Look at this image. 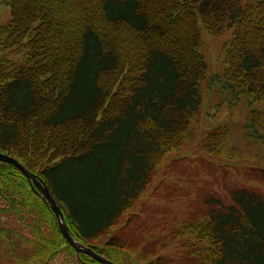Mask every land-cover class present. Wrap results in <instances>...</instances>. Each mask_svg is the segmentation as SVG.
Segmentation results:
<instances>
[{"label":"trees","instance_id":"1","mask_svg":"<svg viewBox=\"0 0 264 264\" xmlns=\"http://www.w3.org/2000/svg\"><path fill=\"white\" fill-rule=\"evenodd\" d=\"M2 1L11 18L0 24V152L35 173L55 197L56 168L113 148L119 166L113 171L123 187L113 214L95 226L63 205L76 237L106 258L105 246L113 249L115 242L94 240L119 223L168 154L196 140L208 67L202 29L213 37L232 30L220 52L226 67L213 82L229 94L264 100V0ZM244 131L264 143V111L253 109ZM229 136L228 125L207 130L203 150L217 161L234 155ZM229 198L226 205L209 199L205 219L170 229L189 264H264V193L243 187ZM0 213L31 229V243L47 253L43 264L59 258L98 263L78 258L52 209L22 171L4 161ZM131 257L135 264H172L144 251Z\"/></svg>","mask_w":264,"mask_h":264},{"label":"rangeland","instance_id":"2","mask_svg":"<svg viewBox=\"0 0 264 264\" xmlns=\"http://www.w3.org/2000/svg\"><path fill=\"white\" fill-rule=\"evenodd\" d=\"M10 18V7L2 1L0 24ZM231 37L232 30L221 37H213L202 29L200 50L208 67L202 82L204 99L196 140L181 151L168 154L157 166L147 189L139 198L131 200L132 205L119 223L102 239L94 240L98 244L115 242L113 249H110L112 245L105 246L107 258L114 263L135 264L131 255L144 251L149 256L172 261V264H189L181 241L171 237L173 226L185 220L205 219L210 209L209 199H222L223 205L229 204L233 189L247 187L264 193V143L252 141L244 131L251 111H264V100L256 102L246 94H229L212 80L226 67L220 52L223 43ZM9 57L22 60L21 54ZM220 125L230 128L228 148L237 147L238 150L217 161L203 150L202 139L207 130ZM116 166L113 148L96 149L87 161L56 168L52 191L62 205L69 207L71 204L70 211L88 216L97 226L101 218L113 214L114 202L123 189L113 171ZM128 173L131 177L135 170L128 169ZM0 228V264L46 262L47 253L38 252L30 241L31 229L14 214L0 213ZM53 264H64V260L59 258Z\"/></svg>","mask_w":264,"mask_h":264},{"label":"water","instance_id":"3","mask_svg":"<svg viewBox=\"0 0 264 264\" xmlns=\"http://www.w3.org/2000/svg\"><path fill=\"white\" fill-rule=\"evenodd\" d=\"M0 161L14 164L29 179L33 190L42 197L45 203L55 213L61 233L63 234L67 242L75 248L77 256L80 259L82 254H87L94 258L96 261H98L97 264H116L96 252L92 246L84 244L79 238L76 237L75 233L73 232L69 223L66 220L64 207L53 196L49 186L42 179H40L35 173L29 171L19 160L10 155L0 152Z\"/></svg>","mask_w":264,"mask_h":264}]
</instances>
